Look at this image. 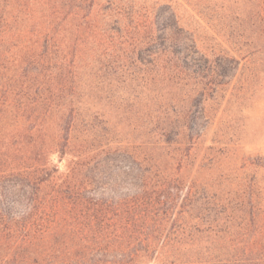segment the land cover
<instances>
[{"label":"rangeland","instance_id":"1","mask_svg":"<svg viewBox=\"0 0 264 264\" xmlns=\"http://www.w3.org/2000/svg\"><path fill=\"white\" fill-rule=\"evenodd\" d=\"M6 2L8 25L0 33V229L16 225L19 242V228L51 218L57 184L78 174L88 187L90 178L73 168L77 160L97 161L88 175L98 177V192L117 197L144 184L131 167L140 152L152 153L153 163L176 177L179 189L168 194L164 222L139 230L150 245L130 261L128 241L110 245L112 257L125 259L118 261L76 254L73 242L65 251L63 238L55 235L61 249L48 256L21 251L7 232L0 234V264L264 263V24L250 15L254 4L236 0L220 9V0H210L214 13L201 15L208 27L181 9L199 49L237 58L227 75L204 76L199 69L193 76L150 79L144 72L125 76L107 68L114 43L107 31L111 18L102 8L117 0ZM93 18L96 24L87 27ZM167 126L180 132L175 160L152 145L157 128ZM109 151L111 171L104 160Z\"/></svg>","mask_w":264,"mask_h":264},{"label":"trees","instance_id":"2","mask_svg":"<svg viewBox=\"0 0 264 264\" xmlns=\"http://www.w3.org/2000/svg\"><path fill=\"white\" fill-rule=\"evenodd\" d=\"M209 1L117 0L114 4H105L102 10L111 18L107 31L108 34L113 35V38H110L114 43L111 50L113 58L106 63L107 68L112 73L125 76L144 72L150 79H155V76L176 79L179 78L180 73L193 76L199 69L203 71L204 76L227 75L229 73L226 70L227 65L237 62V58L215 51L207 53L199 49L182 22L181 9L189 12L205 26H210L201 16L214 13ZM235 1L220 0L219 7L228 8L230 3ZM245 1L254 4L249 8L250 15L255 16L260 24H264V0ZM257 2H260L259 7ZM6 7L7 2L4 4V0H0V33L3 31L1 26L8 25ZM96 22V18H93L87 23V27L94 26ZM92 30L90 29V32ZM175 108V105L171 104V112L175 111ZM178 131L172 126L157 128L156 139L152 145L162 146L158 148L164 149L167 154L172 153L171 159L175 160L174 153L180 151V144L177 141L180 133ZM61 150L62 148L58 149ZM154 159L152 153L142 152L134 158L135 166L131 169L137 170L141 175L137 176V180L144 179L145 182L141 185L136 184L131 194L126 193L117 197L112 193L98 192V177L94 174L88 175L95 170L97 161L83 163V160H77L73 168H79L80 173L90 178L88 187L83 180L77 178L78 174H74L68 181L56 185L54 197L58 204L51 211V218L47 222L37 224L34 221L37 227L19 228V242H17L16 225L3 226L0 234L11 232L16 237L15 242L21 251L33 248L48 256L61 249L52 239L55 235L57 241L63 238L65 251L72 249V245H68L73 242L72 250L76 254L94 252V255L99 257H112L110 245L128 241L130 255L126 261H130L133 257H138V253L143 249L147 250L150 245L148 235L144 234L143 237V232L139 230L143 228L150 230L147 227L150 222L154 223L159 219L161 223L164 222L162 218L165 217L167 207H170L168 204H171L168 194L179 189L175 182L177 178L166 173L162 167L159 168V165L153 163ZM104 160L107 164L106 170L111 171L114 162L113 153L110 152ZM107 177L108 180L112 178L111 175ZM92 240H95V243L89 244L88 242ZM144 242L146 244L143 246ZM118 247L120 248V245ZM112 258L118 261L125 260L114 254ZM262 260L264 261V246ZM43 264L50 263L45 261Z\"/></svg>","mask_w":264,"mask_h":264}]
</instances>
